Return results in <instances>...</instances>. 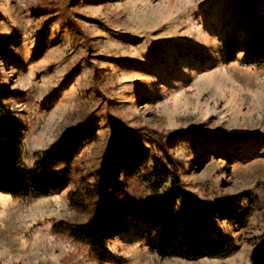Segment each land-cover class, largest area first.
<instances>
[{"label": "rangeland", "instance_id": "374dc122", "mask_svg": "<svg viewBox=\"0 0 264 264\" xmlns=\"http://www.w3.org/2000/svg\"><path fill=\"white\" fill-rule=\"evenodd\" d=\"M0 96L30 174L87 133L59 192L0 194V264H264V0H0ZM107 157L124 228L99 262L57 225L87 219L81 194ZM154 161L205 203L200 238L227 241L223 254H156L161 225L138 218Z\"/></svg>", "mask_w": 264, "mask_h": 264}, {"label": "trees", "instance_id": "16d2710c", "mask_svg": "<svg viewBox=\"0 0 264 264\" xmlns=\"http://www.w3.org/2000/svg\"><path fill=\"white\" fill-rule=\"evenodd\" d=\"M14 123L11 108L0 96V194L22 199H38L56 194L70 182V167L80 143L87 138L86 131L82 128L70 130L43 150L33 162L30 174L22 160L19 139L11 137ZM130 133L135 132L127 131V134ZM108 160L109 157L95 173L91 188L81 194L83 199L90 200L87 219L80 224L59 222L57 225V231L86 245L99 262L111 258L107 243L124 228V223L115 213L106 193L105 167ZM147 175L152 181H148L150 195L141 206L138 218L143 222L160 223L156 254H171L188 261L215 258L223 254L228 246L227 241L200 238L202 230L208 231L211 228L205 203L182 189L175 173L160 176L157 161L153 162ZM165 179H169V190L165 196H157L156 192ZM80 196L77 193L69 195V202L74 208L77 207L76 202L80 200Z\"/></svg>", "mask_w": 264, "mask_h": 264}]
</instances>
